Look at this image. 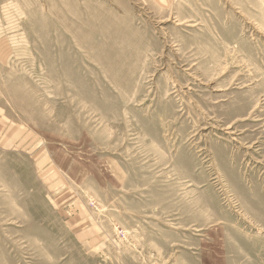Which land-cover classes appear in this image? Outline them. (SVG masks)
Listing matches in <instances>:
<instances>
[{"label":"rangeland","instance_id":"374dc122","mask_svg":"<svg viewBox=\"0 0 264 264\" xmlns=\"http://www.w3.org/2000/svg\"><path fill=\"white\" fill-rule=\"evenodd\" d=\"M0 264H264V0H0Z\"/></svg>","mask_w":264,"mask_h":264},{"label":"bare ground","instance_id":"6f19581e","mask_svg":"<svg viewBox=\"0 0 264 264\" xmlns=\"http://www.w3.org/2000/svg\"><path fill=\"white\" fill-rule=\"evenodd\" d=\"M217 89V88H216Z\"/></svg>","mask_w":264,"mask_h":264}]
</instances>
